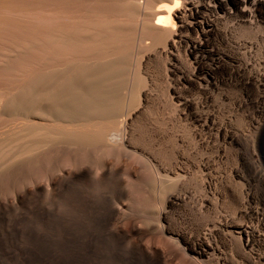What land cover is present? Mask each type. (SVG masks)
I'll use <instances>...</instances> for the list:
<instances>
[{"label":"bare ground","instance_id":"obj_1","mask_svg":"<svg viewBox=\"0 0 264 264\" xmlns=\"http://www.w3.org/2000/svg\"><path fill=\"white\" fill-rule=\"evenodd\" d=\"M191 3H193V4H191ZM164 4L168 5V7L162 8L161 5H164ZM175 4H176V0H0V103H1V101H3L2 106L0 104V106H1L0 115H3V118L0 116L1 117L0 118V120H1L0 121V127H3V129H4V126L8 127L11 123H18V122L21 123V131L18 135L21 139L25 140L24 143L22 144V148H21L22 153L30 152L33 150L36 151L38 147L43 146L47 142L53 141L55 139H59V140L61 139L62 140L63 138L68 139V141H70L71 144L73 143L74 144L73 147L76 145H79V147H81V148L85 147V148H89V150L91 148L92 153H93V149H96V146L98 148L100 146L105 148L106 147L105 145H108L107 147H109V145L113 142H116L117 144H118V142L128 144V142L130 141L129 140L130 134H128V130L131 129L130 126L132 125L131 124L132 121L135 120V118L137 119L138 116H140L141 114L143 115V113L148 109V108L146 109L147 105L151 104L148 102L150 97L154 96V95L150 96L151 95V93H150V91H151V89H150V87H151L150 86V81H151L150 75L152 73L150 72L151 74H149V71H148L149 68H147L146 64L148 62H151L150 60L152 58L155 59L154 56L155 57L156 56L161 57V58L164 57L167 60L165 62L166 66L164 67L165 68L164 71L166 72V74L171 76V77H175L177 83L182 82L188 86H192V87H196V88L200 89V92H202V96L200 95L201 97H198V99H193L194 97L193 98H186V94H187L186 93L185 97H182L181 94L183 92L180 94V92L178 91L180 89L176 90L175 85H173V84L170 85V82L168 84L167 83L168 81L167 82L164 81V78L166 79L167 75H165L166 77H164V78L163 77L160 78L159 77L160 75L157 73L159 71L156 72L157 73L156 75L157 76L159 75L158 77L162 81H164L165 83L168 84L167 85L168 87L166 86L167 87V90H166L167 95H166L165 91H163V92H165L163 94L161 91L158 90L162 86H160V87L158 86L159 87L158 89L154 88V91L158 90L159 92H161L159 94L160 98L162 95L163 96L166 95L170 104H172L175 107V109L178 111V113H177L175 110V112L178 114L177 116L180 115L179 119H181V118L185 119L192 126V128L190 127L191 129H189L190 130L189 131L190 133H188V134H190L188 136L189 138L188 139L185 138V139H187L188 141L190 139L191 141H189V143H192V141H193L194 144L197 147H199V149L203 148L204 150H207V152L202 151V149H201V151H200L201 153H199L201 155L198 157V159H195V158L191 159L190 155L186 156L187 154L185 155V153H183V151L181 152L179 150H176V153H174L175 155L173 153H168L171 155L173 154V156H174V157L170 156V157H173L172 160L169 159L171 162H169L168 158L166 159L167 162L170 163L169 165L165 164L164 166H162V164H161V166L158 167L157 164L153 162V164L154 165L156 164V167H158V169L156 168L157 171L155 170L156 171L155 172L156 173V186H154L156 188L155 191L157 190L158 194H160V196L162 197V203L160 202L161 200H159V202L161 203V205H163V207L159 211V213L157 211L158 214L156 216V218H158V220L161 221V224L158 223L157 224L158 226L155 228H145L139 224L140 222L138 223L136 221V219H137L136 216H135L136 218H134L135 220L134 219L131 220L130 215H129L128 218L130 220L128 219L129 221L126 222L125 218L128 216V215H126L127 212L125 213V215H122L123 217L126 216L124 218L125 220L123 218H121L125 222L122 220L123 224L116 223L117 225L111 230V232H113L114 234L126 239L128 242L132 243L135 246V248L137 249L136 254H137L138 258H140L142 263H140L138 260H135L134 258H131L130 260L115 262L113 264H192L191 261L192 260L194 261V259L189 260L188 255L195 256L196 259H197V257H199L200 261H201V258H208V256L211 253H213L214 251L216 253L221 251V250H219V245H218L219 242L216 244L217 241L213 242L212 241L213 238H218V240H221V242L224 245V244H226V242H228V240H230L231 238L235 239V237H236V239L238 238L237 240L240 239V243H241L240 250L242 249V252H243L242 259L245 261L246 264H264V201L261 202L260 201L261 198L260 197L257 198L258 195L255 194L254 189H253L254 184H260L264 187L263 170L259 166L260 163L257 161H254L255 160L254 159L252 164H250V173L247 176L244 175V176H246V178H244V179L242 178L244 182L240 183L238 181L239 179L237 180L238 183L242 184V186L239 187V188L242 187L241 188L242 190L238 189L239 194H236L237 189H234L236 191V193H228L229 189L227 188L228 186H227L226 180L223 179L224 177L223 176H222L223 178L217 177V174L215 173L216 168L214 166V157L217 156L216 154L219 155V153L222 151V149H221V147H217L216 152H215V150H213V148H214L213 144L215 142L214 141L215 136L222 137L224 139L222 141H224V142L226 141L228 143H234V144H236V143L240 144L239 143L240 139L244 138V137L242 136L243 133L240 134L241 132L238 133L235 130L232 131L231 129H228V127L224 123H221L218 125L215 123V117H214V109L215 108H213V105L211 103V101H212L211 92H210V89H208L209 84L215 83V81H214L215 76L220 77V79L235 81L236 84L241 86V87L238 86V88L249 89L248 88L249 86H254L258 89L257 91L259 92V93H257L256 97L253 96V97H255V99H254L255 103H257V108L261 107V109H263L262 107H264V70L260 71L257 68H255L260 63L256 66V63L253 62V63H255V65H254L255 67L248 65L249 61H248V64L245 63L244 61L247 58L243 61V59L245 57L242 59L240 57H238L237 53L239 51H237L238 50L237 49L236 50L237 53H235L234 50L233 51L227 50V52H225L222 56H219L218 58L212 60L209 63L204 62L201 58H198L195 54V56H193L195 65H194V68L193 67L192 68L195 69L196 71H202L203 70L204 75L194 76L195 75L194 74L191 76V74L190 75L185 74L183 71L180 70L181 66L179 67V65H177L180 53L179 54L175 53V51H172L169 48H173L176 46V41H177L176 37L184 29V26L186 24V15H187L188 11H193V10L195 11L196 10V8H195L196 0H195V4H194V0H179V7H175ZM252 4H253V2H252ZM262 8L264 11V7H262ZM169 9H171V11H169ZM263 15H264V12H263ZM163 17H168L170 19L171 23H168V24L158 23V21H161L163 19ZM263 18H264V16H263ZM189 24H190V22H189ZM133 41L134 42L136 41V43L139 46H141V48L133 51L131 49ZM134 45H135V43H134ZM251 47H252V45H251ZM134 49H136V48H134ZM246 51H247V49H246ZM8 52L13 53L11 58H9V55H7ZM240 52H242L246 55V53L243 52L242 50ZM192 54H194L192 51H185L184 52V55H186V56L187 55L191 56ZM248 54H250V53H248ZM133 56H134V60H135V57L138 58V61L135 60L138 62L137 63L138 66L136 65V62L134 61L135 62L134 65H136L134 67H135V71H136V68L138 69L140 75L137 74V76H135L136 75V73H135V75H134L135 78L133 79L135 82H133L131 85H129V80H130L129 76L130 75L128 73V70H129L130 60H132ZM241 57H243V56H241ZM161 58L159 60L163 61ZM188 59H190V58H188ZM250 59L251 58H249V60ZM53 61H54L53 65H50V66L47 65ZM55 61H58L59 63L57 62V64H56ZM260 61H261V59H259V62ZM153 62H154V64L157 63L156 61H153ZM263 62H264V60H263ZM157 64L159 65V63H157ZM164 64H160V66L161 65L164 66ZM189 64H191V63H188V66L191 67L192 64L191 65H189ZM251 65H253V64H251ZM155 67H153V68L155 69ZM187 69H188V67H187ZM191 69H189V70H191ZM259 69H260V67H259ZM262 69H264V68H262ZM138 71H137V73H138ZM197 73H199V72H197ZM160 74H163V72ZM142 79H144V83H141V82H143ZM153 82H155V81H153ZM164 82H163V84H164ZM163 86H165V85H163ZM155 87H157V86H155ZM182 88H185V86H183ZM163 89H166V88L164 87ZM195 89H193V90H195ZM154 91H152V92L154 93ZM227 92H228V90H227ZM245 92L248 93V91H246V90H245ZM256 92H254V93H256ZM216 93H217V91H216ZM224 94H225V92H224ZM155 95L157 96L158 94H156V92H155ZM187 95H189V94H187ZM219 97H220V95H219ZM156 98L158 99V96ZM246 98H247V94H246ZM161 99H166V98H161ZM214 99H216V98H214ZM238 99H239V97H238ZM154 100H156V99H154ZM154 100H152V101H154ZM159 100H157V101H159ZM221 100H222V98H221ZM254 100H253V102H254ZM164 101H162V102H164ZM243 101H244L243 98L239 99L238 105L241 104ZM214 103H216V102H214ZM160 104H161L160 106L163 105V103H161V101H160ZM164 104H166V102ZM168 104L169 103H167L166 105H168ZM170 104H169V106L172 107V105H170ZM166 105L165 106L163 105V106L166 107L167 111L170 110L171 107L169 108ZM241 106H243V104ZM151 107L153 108L152 105H151ZM158 107H159V105H158ZM158 107H157V109H158ZM160 109L163 110V108H160ZM148 110H150V109H148ZM162 110H161V112H162ZM245 110H246V108H245ZM159 111H157V112H159ZM170 111H172V109ZM173 112L174 111H172V114H174ZM216 112H219V110L217 109ZM164 113L170 114L168 112H164ZM261 113H262V110H261ZM217 115H219V113H217ZM217 115H216V118H217ZM249 115H252V114L249 113ZM154 116H155V113H154ZM154 116L151 115L152 118ZM157 116H159V115L156 114V118H158ZM172 116H173L172 120L176 119V118H174L175 115H172ZM161 117L162 116L160 114V118ZM163 117H164V115H163ZM219 117H220V115H219ZM148 118H149V116H148ZM160 118H158V119H160ZM165 118L166 119L168 118L167 115ZM263 118H264V116L261 117V115L259 118L252 116L249 118V122H247V123H249L248 125H250L252 127L255 125V127L258 128L260 126L261 120H263ZM145 119H146V117H145ZM153 119H152V121H153ZM221 119H222V117H221ZM229 119L232 120L231 117ZM247 119L248 118L246 117V120ZM246 120H243V121H246ZM145 121H147V120H145ZM154 121H156V120H154ZM166 121L167 120H165L164 122H166ZM219 121H220V119H219ZM224 121H226V120L224 119ZM149 122H151V121H149ZM160 122L163 123V120L159 121L158 124ZM178 122L175 124L176 125L179 124ZM263 122H264V120H263ZM143 123L145 124V122H143ZM146 123H148V121ZM152 123L153 122H151V124ZM182 123H185V122L182 121ZM228 123H229V121H228ZM134 124H135V121H134ZM134 124H133V126H134ZM166 124L167 123H165V125ZM14 125L15 124H13V126L11 125L12 127L9 126L10 128L8 127L7 129H11V128L13 129L14 128L13 130L15 131ZM146 125H149V124H146ZM159 125H157V126L159 127ZM243 125H245L244 122H243ZM137 126H135V127H137ZM139 126H140V123H139ZM142 126H144V125H142ZM154 126H156V124ZM157 126L155 127V130H156ZM173 126L170 127L171 129L168 128L169 130H171V132H172ZM180 126L182 127V130L184 128L187 129L189 127V126L184 127L181 124H180ZM152 127H153V125H152ZM152 127L150 129L149 126H147V128H149L150 130H152ZM163 127H165V126H163ZM236 127H238V126H236ZM166 128H163V129H166ZM174 128H177L180 130V128H178V126H176ZM243 128H244L243 130L245 132V127H243ZM249 128H251V127H249ZM153 129H154V127H153ZM177 129H175V130H177ZM186 129H184V132L187 131ZM251 129H249V131L247 130L248 133H250ZM254 129H252V130H254ZM135 130H134V132H135ZM141 130H143V129L141 128ZM159 130H161V128H159ZM182 130H180V131H182ZM131 131H132V129H131ZM137 131L139 132V129ZM143 131H145V130H143ZM158 132L161 134L160 131H158ZM163 132H164V130H163ZM165 132H166V130H165ZM2 133L4 134L5 132L2 131ZM149 133H151V132H149ZM164 133L162 135H164ZM176 133L179 135L178 131H176ZM246 133L247 132H245V134ZM131 134L133 136L135 133H131ZM165 134H167V132ZM173 134H174V132H172L171 135H173ZM0 135H2V134H0ZM5 135H8V134H5ZM140 135H137V137ZM168 135L169 136L166 138V141L168 140V138L175 136V134L173 136H171L170 131H169ZM248 135H251V134H248ZM11 136H13V134H11ZM145 136L147 137V135H145ZM148 136H150V138H151L152 134L148 135ZM157 136H159V135H157ZM180 136H182V135H180ZM186 136H187V134L184 137H186ZM252 136H250V137H252ZM1 137L3 138V136H1ZM7 138L5 139V141H7ZM160 138H162V136ZM160 138L158 137V139H160ZM174 138H176L175 143L178 144L177 136ZM180 138H182V137H180ZM17 140L19 141V138ZM134 140H135V137H134ZM139 140H140V142H142L141 139H139ZM153 140H150V142L151 141L153 142ZM187 140H186V142H187ZM216 140H217V138H216ZM174 141L175 140H173V142ZM180 141H181V139H180ZM183 141H184V139H183ZM252 141H251V143H252ZM152 142H151V144L153 145L154 143H152ZM170 142H171V140H170ZM217 142H219V141H217ZM221 142H220V144H221ZM70 143H69V145H70ZM121 143L119 145L120 146L122 145V147H123L124 145ZM130 143L132 144V141ZM142 143H144V139H143ZM145 143L148 144L149 141L146 140ZM157 143H159V141H157ZM9 144L7 143L6 145H9ZM14 144H15V142L12 145L8 146V149L10 150V148H12L14 146ZM57 144H59V143H56V146H57ZM160 144H158V147ZM163 144L161 145L162 148H164ZM187 144H188V142H187ZM3 145L1 147H3ZM133 145L136 146L135 143ZM138 145H139V143H138ZM148 145H149V147H148ZM148 145L145 144L143 146H145V148L148 149V148H150V144H148ZM215 145H217V144H215ZM222 145H224V144L222 143ZM113 146H114V144H113ZM156 146H157V144H156ZM167 146L165 148H167ZM173 146L174 145H172L171 146L172 148L171 147L170 148L173 149ZM177 146L178 147L180 146V148H178V149L181 150V145H177ZM1 147H0V149H1ZM14 147L16 148V144ZM45 147L47 148V146H45ZM93 147H95V148H93ZM117 147H118V145H117ZM117 147H116V150H118V148H119V147L118 148ZM132 147H134V146H132ZM152 147L153 146H151V148ZM158 147L156 149L154 147V149L157 150ZM182 147H184V146H182ZM185 147H187V146H185ZM192 147L194 149L195 146H190V149H192ZM230 147H231V145H230ZM109 148L113 149L114 147H109ZM139 148H140V145H139ZM141 148H142V144H141ZM130 149L125 148L124 151L126 152V150H128V152H130L131 151ZM135 149H134V151H135ZM154 149H153V151H154ZM174 149H175V147H174ZM199 149H197V150H199ZM232 149H234V148H232ZM41 150H42V148H41ZM41 150H40V153H41ZM74 150H78V149H74ZM83 150H84V148H83ZM83 150L82 151L80 150L81 156L84 155V154H82ZM100 150H102V148H100ZM160 150H161V148H160ZM184 150H186V148ZM212 150L216 153L215 155L212 153ZM223 150L225 151V148H223ZM229 150H230V148H229ZM5 151L6 150H4L3 152H5ZM98 151H99V149L97 150V153H99V152L102 153L103 150L99 151V152ZM153 151H152V153H153ZM157 151H156V153H157ZM224 151L222 152L223 154H224ZM252 151H254V149ZM111 152L112 151H110V154H111ZM161 152H162V150H161ZM235 152H236V150H235ZM6 153L8 155L7 151H6ZM97 153H95V151H94L93 155H95V154L97 155ZM103 153H104V154H102L103 156L101 155L102 158H104V155L106 154L105 152H103ZM118 153L120 156L121 155L120 152H118ZM121 153H123V152H121ZM149 153L150 152H148V154ZM112 154L115 155V151L112 152ZM168 154H167V156H168ZM188 154H191L190 150H189ZM1 155L2 154H0V156ZM86 155L87 154H85L84 156L87 157ZM113 155H111V156H113ZM136 155H133L132 159L136 160V158L134 157ZM8 156H7V158H8ZM37 156H38V154H37ZM124 156H127V155H124ZM128 156H127V158H128ZM159 156H161V155H158L157 156L158 158H155V160L156 159L159 160L160 159ZM219 156L221 157V153ZM248 156H246V157H248ZM23 157H24V155H23ZM28 157H30V156H28ZM43 157H45V156H43ZM105 157H106V155H105ZM196 157H197V155H196ZM253 157L256 158L254 153H252V158ZM15 158H16V156H15ZM16 159H15V161H16ZM109 159H110V157L108 158V161L106 160L107 161L106 165H110V166L112 165L113 170L115 171L117 176L119 175L121 177H124L123 179H125V177L127 175H128V177L129 176H132V177L135 176L134 171L136 169L135 170L133 169L134 168L133 166L135 165V163H134V165L132 166L133 160L130 159L131 162H129L130 161L129 158L127 160H125L126 158H124L125 161L124 160L118 161L119 159L118 160L116 159L117 162H115V160H114L115 163H113V159H112V161L110 160V162H111L110 163ZM142 159H144V157ZM148 159L150 160V158H148ZM163 159H164V161L162 160L161 162L166 161L164 157H163ZM218 159H219V157H218ZM243 159L244 158L240 157V165H245V161ZM12 160H13V158H12ZM135 160H134V162H136ZM234 160H235V158H234ZM15 161H13L12 164H14ZM70 161H72V160H70ZM76 161H75V164H77V163L81 164L83 162V160L80 162H76ZM78 161H79V159H78ZM84 161L86 162V160H84ZM249 161H250V159H249ZM85 162H83V163H85ZM156 162H158V161H156ZM31 163H33V162H31ZM68 163H69V160H68ZM68 163H67V166H68ZM235 163L237 165V163H239V162L235 161ZM99 164L97 162V166H100ZM101 164H103V163H101ZM70 165H71V162H70ZM82 165H84V164H82ZM82 165L80 166V168H82ZM137 165H139V164L137 163ZM222 165H223V163H222ZM77 166L78 165H76L75 167L80 170V168H78ZM88 166L91 167L90 165H87V167ZM101 166H103L102 167V169H103L104 165H101ZM219 166H221V164ZM219 166H217V167H219ZM228 166H230V164ZM92 167H93V165H92ZM146 167H147V165H146ZM153 167H155V166H153ZM65 168H66V166H65ZM65 168H63V169L65 170ZM72 168H73V166H72ZM136 168H137V166H136ZM98 169H100V168H97V170ZM102 169H100L101 171L99 170L98 173L102 172ZM104 169H103V171H104ZM143 169L145 170V168H143ZM89 170H91V169L89 168ZM144 170L143 171L141 170L140 172L143 173V172L147 171L148 169L145 171ZM222 170H223V168H222ZM229 170H230V168H229ZM237 170H238L237 166L233 167V168H231L230 173L236 174V172H238ZM93 171H95V168L93 169ZM218 171H220V170H217V172ZM75 172H76V169L73 171L69 170L67 172V174L69 175V176H67V179H68V177L72 178V179L75 178L77 176L76 173L78 172V170L76 173ZM62 173H63V171H62ZM98 173L95 176H93L95 179L101 178V174H98ZM142 173L141 174L139 173V176L146 174V172L144 174H142ZM151 173L154 175L153 171H151ZM122 174L126 175V176H122ZM193 174L194 175L198 174V178H199V182H200V189L203 191V193L201 194L202 196L198 197V199L194 196L195 195L194 193H193L194 195L191 194V192H190L191 189L184 188V186H183V183L186 185L185 181L188 180L187 178H189V176H191V178H192L194 176ZM219 174H220V172H219ZM227 174H229V172ZM57 175H59V174H57ZM62 175L63 176H61V177L63 178L65 174H62ZM92 175H94V174H92ZM146 175H148V172ZM224 175H226V174H224ZM119 176L117 177V179L119 182H121L122 179L119 178ZM231 176H233V175H231ZM55 177H56V175H55ZM83 177L89 178L90 176L88 177L87 173H84ZM128 177H126V178H128ZM242 177H243V175H242ZM38 178H36L35 180H39ZM42 178H44V176H42ZM152 178H153V176H152ZM152 178H151V181H153ZM226 178H229V177H226ZM110 179H112V178H110ZM135 179H137V178H135ZM139 179H141V177H139ZM48 180H49V178H48ZM145 180H147V179H145ZM190 180H192V179H190ZM147 181H149V180H147ZM154 181H155V179H154ZM232 181H235V180H232ZM53 182H55V181L53 180ZM73 182H75V180ZM123 182L125 183L124 180H123ZM36 183L37 182H35L34 185ZM137 183H139V181L137 182V180H135L136 185H138V186H139V184L142 185V183H139V184H137ZM154 183H151V184L153 185ZM133 184H134V182L132 183V186H133ZM135 184H134V189H135ZM38 185H41V184H38ZM43 185H44V183H43ZM130 185H124V187L129 186V188H130ZM217 185L218 186L221 185V186H223V188H225V189L218 190L219 188H221V186H220L217 189L219 192L218 196L221 197L222 201L225 197H228V199L232 202V203H230V205L233 204L234 211L232 210L233 209L232 206H230L232 209L229 210V208H230L229 207L227 210H229L230 212L232 210L233 214L235 216L239 217L238 218L239 221L243 217V219L245 218L247 220V222H249V223H246L243 220H242L243 222H239L237 220V218H236V220H237L236 221L233 217L225 215V214L224 215L223 214L222 215L221 214L220 215L213 214L214 213V210H213L214 209V203H217V201H215L214 199L218 198L217 192H216V187H218ZM47 186L48 185L46 184L45 187H47ZM63 186H64V184H63ZM121 186H123V185H121ZM190 186H188V187H190ZM230 186H231V184H230ZM233 187H234V183H233ZM140 188H143V187H140ZM137 189H138V187H137ZM137 189H135V191ZM43 190H45V189H43ZM46 190H48V187ZM138 190L136 191V194L138 196L134 195L135 192H133L132 194L136 197V199H138V197H140L139 194H141L140 198L142 199V194H144L143 192L145 191V189H144V191L139 190V193H138ZM148 190H147V192H148ZM240 190H241V192H240ZM126 191H128V190H126ZM130 191H132V190L130 189L129 192ZM192 191H193V189H192ZM232 191H233V188H232ZM198 193H200V192L198 191ZM215 193H216V196H215ZM132 194H130V195H132ZM148 194H150V193H148ZM28 195H31V194H28ZM154 195H156V194H154ZM135 197H133L134 200H136ZM126 198H127V196H126ZM133 198H131L132 200L131 199H129V200L133 202L134 201ZM140 198L137 200L139 202V203L137 202L138 205L141 203L139 201ZM115 199H117V198H115ZM119 199H121V198H119ZM191 199H193V201L199 200L200 201L199 206L202 210L208 211V212H211L213 210L212 216L215 215L216 219L213 220V218H210V219L206 218V221H204L202 226H199V229L195 228L196 229L195 232H192L188 228L183 226L185 221H183L182 225L177 223L174 226L166 221L167 220V212H168L169 208L175 207V206H182V204L185 205L184 203L191 200ZM121 200L123 202V199H121ZM255 200L258 201L257 204H259L260 206L253 205V203H255L254 202ZM134 202L136 203V201H134ZM116 203H117V201L114 204H116ZM137 203H136V205H137ZM219 203H218V205H219ZM228 203H227V206H228ZM118 204H120V203H117L116 206L119 208L120 206H118ZM223 204H224V202H223ZM133 205H134V203H133ZM215 207H218V206H216V204H215ZM224 207H225V205H224ZM222 208H223V206H222ZM125 210H126V208H125ZM178 211H180V210H178ZM216 212H217V210H216ZM97 214H98V212H97ZM120 214H121V212H120ZM208 214L209 213H207V215ZM230 215H232V214L230 213ZM234 215H232V216H234ZM191 216H192V214H191ZM100 217L101 216H99V218ZM171 217H172V215H171ZM198 217H199V215H198ZM202 217H203V215H202ZM205 217H207V216L205 215ZM172 218H174V217H172ZM121 219H119V220L117 219V220L120 221ZM197 219H199V218H197ZM157 221L155 220V222L154 221L153 222L156 223ZM250 221H255L256 226L253 227L250 224ZM113 222H115V221H113ZM174 222L176 223L175 220H174ZM187 224H188V222H187ZM191 224H190V226H191ZM199 225H201L200 222H199ZM56 232H58V231H56ZM95 240H96V238H95ZM116 240H118V239H116ZM172 240L175 241L174 243H176V244L181 243L180 245L182 246V248H181L182 253L180 250H178V247H180V246H178L179 244L173 245V246H178V247L172 246V244H174L171 242ZM49 241H51V240L49 239ZM255 243H256V245H258L262 249V251L259 252V251L253 250V245ZM127 246H128V244H127ZM95 247H97V246H95ZM235 248H233V249H235ZM227 249H228V247H227ZM257 249H259V248H257ZM183 252H185L186 254H184ZM248 252H250V253H248ZM224 253H226V252H224ZM230 253H231V251H230ZM231 254H233V253H231ZM219 255H220V253H219ZM212 257H214V256H212ZM215 257H216V264H225L226 263L225 259H223L221 256L220 257L215 256ZM229 258H231L230 255H229ZM80 259H82V258H80ZM209 260L211 261L212 259H209ZM204 262H205V259H204ZM204 262L202 261L201 264H203ZM231 262H232V259H231ZM236 262H239V260Z\"/></svg>","mask_w":264,"mask_h":264},{"label":"rangeland","instance_id":"obj_2","mask_svg":"<svg viewBox=\"0 0 264 264\" xmlns=\"http://www.w3.org/2000/svg\"><path fill=\"white\" fill-rule=\"evenodd\" d=\"M252 2H253V4H252ZM262 7H264V0H220V1L219 0H196V4H195V8H196L195 11L196 12L194 10L193 11H188V13L186 15V24L184 26V29L176 37V40H177L176 41V46L173 47V48H169L170 50L175 51V53H178V54L180 53V56H179V59H178V63H177V65H179V67L181 66L180 70L183 71L187 75L191 74V76H192V75L195 74L194 76H202V75H204V71L203 70L202 71H196L195 69H193L194 65H195L193 56H195V54H196V56L198 58H201L204 62L209 63L212 60L218 58L219 56H222L225 52H227V50L228 51H231V50L233 51L234 50L235 53H237V51L240 52L241 50L243 52H245L246 49H247V51L245 52L246 55L244 53H242V52H240V53L238 52L237 53L238 57H240L241 59L245 57L243 59V61L247 58L244 62L248 64V61H249L248 65L253 66V67H255L254 66L255 63H256V66L260 63L259 64L260 66L258 65L255 68H257L260 71L264 70V69H262V68H264V66H263L264 65L263 64L264 63L263 62V60H264V18H263L264 15H263V12L264 11H263ZM189 22H190V24H189ZM134 43H135V45H134ZM251 45H252V47H251ZM134 48H136V49H134ZM139 48H141V46H139L136 43V41L135 42L133 41L131 49L133 51H135V50H138ZM185 51H192L194 54H192L191 56L190 55L186 56V55H184ZM248 53H250V54H248ZM7 55H9V58H11L13 53L8 52ZM240 55L243 56V57H241ZM187 57L190 58V59H188ZM154 58L155 59L152 58L150 60L151 62H148L146 64L147 68H149V70H148L149 74L152 73L150 75V80H151L150 81V86L153 89L150 87V89H151V91H150L151 95L150 96L154 95V96L150 97V99L148 101L151 104L150 105L148 104L147 107H146V109L148 108L150 110L147 109L146 110L147 112L145 111L143 113V115L141 114L142 116L140 115V116H138L137 119L135 118V120L132 121V123H131L132 127L130 126L132 131H131V129L128 130V134H130V136H129V140L130 141L128 142V144L120 142L121 144L124 145L123 147H122V145L121 146L119 145L120 144L119 142H118V144L116 142H113V143H111L109 145V147H114L113 149L107 147L108 145H105L106 146V147L104 146L105 148H103L102 146H100L98 148L96 146V149H93L95 147L92 148L93 149V153H92L91 148L89 150V148H85V147L81 148V147H79V145H76V146L73 147V145H74L73 143L71 144L70 141H68V139H64L63 138L62 140L61 139L60 140L59 139H55L53 141L47 142L43 146L38 147L36 151L33 150L34 152L30 151V152L22 153L21 148H22V144L24 143L25 140L21 139L19 137V135H18L20 133V131H21V123H19V122L18 123H11L9 125L10 127H12L13 124H15L14 125L15 126V131L13 130L14 128L13 129L12 128L11 129H7L9 126L8 127L4 126V129H3V127H0V134H2V135H0V139L2 138L1 136H3V138L0 140V147L4 144L3 147H1V149H0V154H2L0 156V264H50V263L51 264H86V263L87 264H99V263L100 264H113L115 262L127 261V260H130L131 258H134L135 260H138L140 263H142L140 258H138L137 254H136V252H137L136 250L137 249L135 248V246L132 243L128 242L126 239L114 234L113 232H111V230L117 225L116 223L123 224L122 220L126 216L123 217L122 215H125L126 212H127L126 215H128L125 218L126 222H128L130 219L132 220V219L137 217L136 221L138 223L140 222L139 224L141 226L145 227V228H155V227L158 226L157 225L158 223L161 224V221H159L158 218H156L157 214L159 213V211L163 207V205H161L162 197L160 196V194H158L157 190L155 191L156 188L154 187V186H156V173H155L157 171L156 168L158 169V167L161 166V164H162V166H164L165 164L169 165L170 164L169 162H171L169 159L172 160V158L174 157L173 154L176 153V150H179L181 152L183 151V153H185V155L187 154L186 156L190 155L191 159L192 158L193 159L194 158L198 159V157L201 155V154H199V153H201L200 152L201 149H202V151H206L207 152V150H204L203 148L199 149V147H197L194 144L193 141H192V143L194 145L192 143H189V141H191V140L190 139H189V141L187 140L189 138L188 136L190 135L188 133H190L189 129H191L192 126L185 119H182V118H181L182 120L179 119L180 115L177 116L178 115L177 114L178 111L175 109V107L172 104H170V102H169V100L167 99V96H166L167 95L166 90H167V87H168L167 85L169 84V82H170V85H172V84L175 85L176 90L180 89V90H178L180 92V94L183 92L181 94L182 97H185V94L187 93L189 95L186 94V98H193L194 97L193 99H198V97L202 96V92H200V89H198L196 87L188 86V85H186V84H184L182 82H178L177 83L175 77H171V76L167 75L166 72L164 71L165 70L164 67L166 66L165 62L167 60L164 57L161 58V57H157V56L155 57L154 56ZM160 58L163 61H160L159 60ZM249 58H251V59L249 60ZM259 59H261L260 62H259ZM135 60L138 61V58L135 57ZM135 60H134V56L132 57V60H130V65H129V70H128V73L130 75L129 76V78H130L129 85H131L133 82H135L133 79L135 78V76H137V74L140 75V73H139L137 68H136V71H135V67L134 66H136V65L138 66V64H137L138 62L135 61ZM134 61L136 62V65H134V63H135ZM153 61H156L157 63H159V65L157 63L154 64ZM57 62L58 61H55L56 64H57ZM253 62H255V63H253ZM188 63L192 64V65L189 64V65H191V67L188 66ZM53 64H54V61L51 62L50 64H47V65L50 66V65H53ZM160 64H164V66L163 65L160 66ZM251 64H253V65H251ZM153 67H155L156 70ZM187 67H188V69H187ZM259 67H260V69H259ZM189 69H191V70H189ZM137 71H138V73H137ZM157 71H159V72H157ZM156 72L160 75V76L158 75L160 78L161 77L164 78V77H166L165 75H167L166 79L164 78V81L165 82L168 81L167 82L168 84L165 83L164 81H162L156 75L157 74ZM162 72H163V74H160ZM197 72H199V73H197ZM135 73H136V75H135ZM152 80L155 81L156 83L153 82ZM142 81L143 82H141V83H144V79H142ZM214 81H215V83L208 85V89H210V92H211V98H212L211 103L213 105V108H215L216 110L217 109L219 110V112H216V110L214 109L215 123L217 125L221 124V123H224V124H226L228 129H231L232 131L235 130L238 133L241 132L240 134L243 133L242 136L244 137V138L240 139V142H239L240 144H237V143L234 144V143H228L226 141L224 142V141H222V140H224L222 137L215 136V138H214L215 142L213 144V146H214L213 150H215V152H216L217 147H221V149H222V151L220 152L221 153V157L219 156L220 153L218 155L212 150V153L214 155L215 154L217 155V156L214 157V166H215V168L217 170H220V171L217 172V170L215 169V171H216L215 173L217 174L218 178H223L224 177L223 179L226 180L227 186H228L227 188L229 189V190L227 189L228 193H236V191L234 189H237V193L236 194H239L238 189L242 188V187L239 188L240 186H242V184H240V183L241 182L243 183L244 182L243 179L246 178V176L250 173V164H252L254 159H255L254 161H257V162L260 163V164L259 163L258 164L261 167V169L263 170V174H264V163H263L264 162V145H263L264 144V122H263L264 118H263V120H261V123H260V126H259L260 128L259 127L257 128L254 125L253 126L255 128L254 129L252 126L248 125L249 123H247V122H249V118L252 117V116L256 117V118H259L260 115H261V117H263L264 116V107H262L263 109H261V107L257 108V103H255L254 99H255L257 93H259V92L257 91L258 89L256 87L249 86L248 87L249 89L238 88V86H240V85L236 84L235 81L220 79V77H218V76H215V80ZM163 82H164V84H163ZM229 83L230 84L232 83V84L230 85ZM163 85H165V86H163ZM155 86H157V87H155ZM158 86L159 87L162 86V87L159 88ZM183 86H185V88H182ZM164 87L166 89H163ZM154 88H156V89L159 88L158 90L161 91L163 94L166 92V95H164V96L161 94L163 96V97L161 96V98H166V99H161L159 97V94L161 92H159L158 90L154 91ZM193 89H195V90H193ZM227 90H228V92H227ZM245 90L248 91V93H246ZM152 91H154V93ZM163 91H165V92H163ZM216 91L220 95V97L216 93ZM155 92H156V94H158L157 95L158 99L156 98L157 96L155 95ZM224 92H225L226 95L224 94ZM254 92H256V93H254ZM246 94H247V98H246ZM253 96H255V97H253ZM238 97H239V99L243 98V100H244L239 105H238V100H239ZM153 98L156 99V100H154ZM214 98H216V99H214ZM221 98H222V100H221ZM151 99L154 100V101H152ZM157 100H159V101H157ZM253 100H254V102H253ZM160 101H161V103H163L164 106L167 103L172 105L173 108L171 106H169V104L166 105V106H168L169 108L171 107L170 110L172 109V111H174L173 112L174 114H172V111H170V110L167 111L166 107H164L163 105H162L163 107L160 106L161 105ZM162 101H164V102H162ZM213 101L216 102V103H214ZM2 102L3 101H1V103H0L1 106H2ZM165 102H166V104H164ZM242 104H243V106H241ZM151 105L153 106V108L155 110L151 107ZM158 105H159V107H158ZM1 106H0V108H1ZM157 107H158V109L160 111L157 109ZM160 108H163V110L160 109ZM245 108H246V110H245ZM161 110H162L163 113L161 112ZM175 110H176L177 113L175 112ZM261 110H262V113H261ZM157 111H159V112H157ZM164 112H168L170 114H167V113H164ZM154 113H155V116H154ZM217 113H219L220 117H219V115H217ZM249 113L252 114V115H249ZM156 114L159 115V116H157L158 118H160V114H161L162 117L160 119H158V118H156ZM151 115L154 116L153 117L154 119L151 117ZM163 115H164V117H163ZM166 115L168 117L167 119L165 118ZM172 115H175L174 116V118H176V119H174L175 121L172 120L173 119ZM216 115H217V118H216ZM0 116L3 118V115H0ZM148 116H149V118H148ZM227 116L229 118L231 117V119L233 121L230 120ZM145 117H146V119H145ZM221 117H222V119L224 118L226 121H224V119L222 120ZM246 117L248 118L247 120H246ZM218 118L220 119V121H219ZM152 119H153V121H152ZM145 120H147L148 123H146L147 121H145ZM154 120H156L157 122L154 121ZM162 120H163V123L160 122L159 124L160 125L162 124L165 127H163L162 125H161L162 126L161 127L158 124V122L162 121ZM165 120H167V121L164 122ZM177 120L178 121L180 120V121L178 122ZM243 120H246V121H243ZM134 121H135V124H134ZM149 121L153 122L154 124L153 123L151 124V122H149ZM176 121L179 124L176 125L175 124V123H177ZM182 121L185 122V123H182ZM228 121H229V123H228ZM143 122H145V124ZM243 122H244V124L246 126L243 125ZM139 123H140V126H139ZM165 123H167L166 125L168 127L165 125ZM133 124H134V126H133ZM146 124H149V125H146ZM155 124H156V126L159 125V127L157 126L158 129L156 128V130H155L156 126H154ZM180 124L182 126H184V127H188L189 126L187 129L184 128V129L187 130V131L185 130L186 132H184V129L182 130V127L180 126ZM142 125H144V126H142ZM152 125H153L154 129H153ZM135 126H137V127H135ZM147 126H149L150 129L152 127V130L147 128ZM172 126H173V128L176 127V126H178V128L181 127L180 130H182V131H180L177 128H174V129L172 128V132H174V134H175L174 137L177 136L178 144L175 143L176 142V138H174V137L168 138V140L166 141V138L169 136L168 135L169 131H170V135L172 134L171 130H169V129H171L170 127H172ZM236 126H238V127H236ZM243 127H245V132H247L246 134H245V132L243 130L244 129ZM249 127H251L254 130H252ZM141 128L143 130H145V131L141 130ZM159 128H161V130H159ZM163 128H166V129H163ZM138 129H139V132L137 131ZM162 129L164 130V132L166 130L167 134H165L166 132L164 133ZM175 129H177V130H175ZM249 129H251L250 133H248ZM134 130H135V132H134ZM157 130L160 131L161 134ZM2 131L5 132V133L3 134ZM148 131L151 132V133H149ZM176 131H178L179 135L176 133ZM162 132L164 133V135H162L163 134ZM131 133H135L134 134L135 136L134 135L132 136ZM155 133L157 135H159V136H157ZM185 133L187 134L186 137H184L186 135ZM5 134H8V135H5ZM11 134H13V136H11ZM151 134H152V136L150 138V136H148V135H151ZM248 134H251V135H248ZM137 135H140L141 137L140 136L137 137ZM145 135H147L148 138ZM173 135H171V136H173ZM180 135H182V136H180ZM161 136H162V138H160ZM250 136H252V137H250ZM134 137H135V140H134ZM158 137L160 139H158ZM180 137H182V138H180ZM6 138H7L8 142L5 141ZM18 138H19V141L17 140ZM138 138L141 139L142 142H143V139H144V143L140 142V140ZM185 138H187V139H185ZM216 138H217V140H216ZM169 139L171 140V142H170ZM180 139H181V141H180ZM183 139H184V141H183ZM146 140L149 141L148 144H150V148H148L149 145L147 143H145ZM150 140H153V142L151 141L152 143H154L153 145L151 144ZM173 140H175V141L173 142ZM186 140H187L188 144H187ZM131 141H132V144L130 143ZM157 141H159V143H157ZM217 141H219V142H217ZM251 141H252V143H251ZM14 142L16 144V148L14 147L15 146V144H14V146L12 148H10V150H9L8 146L12 145ZM137 142L139 143L140 148H139V145H138ZM220 142H221V144H220ZM7 143L8 144L10 143V144L6 145ZM56 143H59V144H57V146H56ZM69 143H70V145H69ZM134 143L136 144V146L133 145ZM140 143L142 144V148H141V144ZM222 143L224 145H222ZM113 144H114V146H113ZM116 144L118 145L119 148L117 147ZM145 144L148 145V147L146 146L148 149H146L145 146H143ZM156 144H157V146H156ZM158 144H160L159 147H158ZM162 144L164 145L163 146L164 148H162V146H161ZM215 144H217V145H215ZM172 145H174L173 149H171ZM177 145H181V150L178 149V148H180V146L178 147ZM230 145H231V147H230ZM45 146H47V148ZM132 146H134V147H132ZM151 146H153V147L151 148ZM166 146H167V148H165ZM182 146H184V147L187 146V147H185L186 150H184L185 148L182 147ZM190 146H195V147H194V149H193V147H192V149H190ZM116 147L118 148V150H116ZM154 147H155V149L158 147L159 150L158 149L157 150L159 152L157 150H155ZM174 147H175V149H174ZM41 148H42V150L43 149L44 150L42 151ZM83 148H84V150L85 149L86 150L84 151ZM100 148H102L103 151L100 150ZM125 148H127V149L131 148L130 149L131 151L129 150L130 152H128V150H126V152H125L124 151ZM160 148H161L162 152H161ZM196 148L199 149V150H197ZM223 148H225L226 152L229 150V148H230V150L226 153L223 150ZM232 148H234V149H232ZM74 149H78V150H74ZM98 149H99V151H102V153H100L99 151L98 152L100 154L97 153ZM134 149H135V151H134ZM153 149H154V151H153ZM253 149H254V151H252ZM4 150H6L8 152L9 156L7 155L6 151L3 152ZM40 150H41L42 154L40 153ZM80 150L81 151L83 150V153L82 152L81 153L84 154V155L87 154L86 155L87 157H85L84 155H83L84 157L81 156L80 155ZM189 150H190V153L192 155L188 154ZM235 150H236V152H235ZM94 151H95V153H97V155L96 154L93 155ZM110 151H112V152L115 151V155L116 156L113 155L112 152L110 154ZM147 151L150 152V153L148 154ZM152 151H153V153H152ZM156 151H157L158 154L156 153ZM223 151H224V154L222 153ZM103 152L106 153L105 155H106L107 158L105 157V155H104V158H102V156H103L102 154H104ZM118 152H120V154H121L120 156H119ZM121 152H123V153H121ZM166 153L167 154L168 153H173V154L172 155L168 154V156H169L168 157ZM252 153L255 154L256 158H254V157L252 158ZM22 154L24 155L25 158L23 157ZM37 154H38V156H37ZM111 155H113L114 157L111 156ZM124 155H127V156L129 155L128 156L129 160L130 159L133 160L132 161L133 164L131 163L132 166L135 163V165L133 166L134 167L133 169L134 170L136 169L134 171L135 172V176H133V177L129 176L130 177L129 178L128 175L126 176V175L122 174V176L128 177V178L125 177V179H123L124 177H121V176L118 175L119 178L122 179L121 182H119L118 179H117L118 176L115 173V171L113 170V166L111 165L112 166L111 167L110 165H106V162L108 161L109 157H110L109 162H110V160L112 161V159H113V163L117 162L116 159L117 160L119 159L118 161H120V160H124V158H126L125 160H127L128 159L127 156H124ZM133 155H136V156H134L136 158V160L132 159ZM138 155L139 156L141 155L142 157L140 156L141 157L140 158ZM158 155H161V156H159L160 157V159H159L160 161L157 160V159L155 160V158H158L157 157ZM196 155H197V157H196ZM7 156H8V158H7ZM15 156H16L17 159L15 158ZM28 156H30V157H28ZM43 156H45V157H43ZM170 156H173V157H170ZM246 156H248V157H246ZM143 157H144V159H142ZM163 157L165 158V160L168 158L169 162H167V160L165 161L166 163L165 162H161L162 160L164 161ZM218 157H219V159H218ZM240 157L244 158L243 160L245 161V165H240ZM12 158H13V160H12ZM77 158L79 159V161H78ZM148 158H150L151 161ZM234 158H235V160H234ZM15 159H16V161H15ZM249 159H250L251 162L249 161ZM68 160H69V163H68ZM70 160H72V161H70ZM82 160H83V162H85L84 160H86V162L85 163L82 162L81 164H78V163L75 164V161L76 162H80ZM114 160H115V162H114ZM131 160L129 162H131ZM134 160L136 162H134ZM13 161H15L14 164H12ZM156 161H158V162H156ZM235 161H237L239 163H237V165H236ZM31 162H33V163H31ZM66 162L68 163L69 167L67 166ZM70 162H71V165H70ZM97 162H98V164L100 163L99 164L100 166L104 165V168H105V169L103 168L104 171L102 169L103 166H101V167L97 166ZM153 162L156 163L158 167H156V164L154 165ZM101 163H103V164H101ZM137 163L139 165H137ZM219 163L221 164V166H219L220 165ZM222 163H223V165H222ZM82 164H84V165H82ZM91 164L93 165V167H92ZM229 164H230L231 167L228 166ZM76 165H78L77 166L78 168H80V166L82 165V168H80L81 171L75 167ZM87 165L91 166V167L88 166L91 170H89ZM146 165H147V167H146ZM65 166H66V168H65ZM72 166H73V168H72ZM136 166H137V168H136ZM153 166H155V167H153ZM217 166H219V167H217ZM236 166L238 168V170H237L238 172H236V174L230 173L231 168L236 167ZM63 168H65V170ZM94 168H95V171H93ZM97 168L102 169V172L98 173V171L100 169L97 170ZM143 168H145V170H147V169L148 170L145 171ZM222 168H223V170H222ZM229 168H230V170H229ZM75 169H76V172L78 170L77 173L75 172L77 174V176L75 178H73V179L69 178V177L67 179V176H69L67 174V172L69 170L73 171ZM61 170L63 171V173H62ZM141 170L142 171L144 170L146 172V174L148 172V175L144 174L145 172H143V173L140 172ZM151 171L154 172V175L151 173ZM219 172H220L221 175L219 174ZM228 172H229V174H227ZM84 173H87L88 177L89 176L90 177L89 178H87V177L84 178L83 177ZM97 173L101 174V178L100 179H95L93 177ZM139 173L140 174L142 173L144 175L139 176ZM57 174H59L60 176L57 175ZM62 174H65L63 178L61 177V176H63ZM92 174H94V175H92ZM224 174H226V175H224ZM55 175H56V177H55ZM151 175L153 176V178H152ZM231 175H233V176H231ZM242 175H243V177H242ZM244 175H246V176H244ZM42 176H44V178H42ZM138 176L141 177V179H139ZM134 177L137 178V179H135ZM226 177H229V178H226ZM36 178H38L39 180H35ZM48 178H49V180H48ZM110 178H112V179H110ZM151 178H152L153 181H151ZM145 179H147L149 181H147ZM154 179H155V181H154ZM187 179L188 180H186V181L184 180L186 185H187L186 186L183 183L184 188L191 189V191L189 190L191 192V194L194 193L195 195L194 194L193 195L198 199V197L202 196L201 194L203 193V191L200 189V182H199L198 174L194 175L192 178H191V176H189V178H187ZM190 179H192V180H190ZM227 179L228 180L230 179V180L228 181ZM53 180L55 182H53ZM74 180H75V182H73ZM123 180L125 181V183L126 182L127 183L125 184L123 182ZM135 180H137V182L139 181V183H142V185L139 184V183H137V184H139V186L136 185L135 184ZM232 180H235V181H232ZM237 180L240 183H238ZM35 182H37L36 183L37 185L36 184L34 185ZM133 182L135 184V189H137V187L141 191H144V189H145V191L143 192L144 194H142V199L140 198L141 194H139L140 197H138V199L140 198L139 201L141 202L139 205H138L139 202L137 201L138 199H136V197L134 196V195H137L136 191L138 189L135 191L134 184L132 186ZM232 182L234 183V187L235 188L233 187V183ZM43 183H44V185H43ZM151 183H154V184L152 185ZM38 184H41V185H38ZM46 184L48 185L47 186L48 190H46L47 189V187H45ZM63 184H64V186H63ZM230 184H231V186H230ZM121 185H123V186H121ZM124 185H130V188H129V186L128 187H126V186L124 187ZM188 186H190V187H188ZM220 186L216 187V192H217V197L218 198H216L217 200L214 199L215 201H217V203H214V209H213L214 213H213V210L211 212L202 210L200 208V206H199V204H200L199 202L200 201L199 200L198 201H193V199H194L193 198V199H191L192 201L189 200V201L185 202L184 203L185 205L182 204V206H175V207L169 208L168 209L169 213L167 212V220L166 221L168 223H170L171 225H173V226L176 225L177 223L182 225L183 221H185L183 226H185L186 228H188L192 232H195L196 229H199V226L203 225L204 221H206V218L207 219L213 218V220H215L216 219L215 218L216 214L217 215H220V214L224 215L225 214V215L233 217L235 220L237 218V220L239 221V219H238L239 217L235 216L233 214V212H232V210L234 211L233 204L230 205V203H232V202L228 199V197H225L223 199V201H222L221 197L218 196V193H219L218 190L225 189V188H223V186H221V188H219ZM140 187H143V188H140ZM232 188H233V191H232ZM43 189H45V190H43ZM125 189L128 190V191H126ZM130 189L132 191L129 192ZM192 189H193V191H192ZM253 189H254L255 194L258 195L257 198L260 197L261 198L260 201L261 202L264 201V196H263L264 195V187L262 185H260V184H254ZM139 190H138V193H139ZM147 190H148V192H147ZM241 190H240V192H241ZM198 191L200 193H198ZM133 192H135L134 195L132 194ZM148 193H150L151 195L148 194ZM153 193L156 194V195H154ZM28 194H31V195H28ZM130 194H132V195H130ZM126 196H127V198H126ZM132 196L135 197L136 200H134V198ZM215 196H216V193H215ZM115 198H117V199H115ZM119 198L123 199V202ZM131 198H133V200L136 201V203L138 202L137 205H136V203L134 201L132 202V201L129 200ZM159 200H161L160 201L161 203L159 202ZM114 201L115 202L117 201V203H120V204H118V206H120L119 208L116 206L117 203L114 204L115 203ZM256 201L257 200L254 201L256 204L253 203V205L260 206L259 204H257L258 201L257 202ZM223 202H224V204H223ZM133 203H134V205H133ZM218 203H219V205H218ZM227 203H228V206H227ZM215 204L218 207H215ZM224 205H225V207H224ZM222 206H223V208H222ZM230 206H232L233 209ZM125 208H126V210H125ZM228 208H229V210L232 209L231 212L229 210H227ZM178 210H180V211H178ZM216 210H217V212H216ZM157 211H158V213H157ZM97 212H98V214H97ZM120 212H121V214H120ZM229 212L232 215H234V216L230 215ZM207 213H209L210 215L209 214L207 215ZM212 213L215 214V215L212 216ZM191 214H192V216H191ZM129 215H130V219L128 218ZM171 215L174 218H172ZM198 215H199V217H198ZM202 215H203V217H202ZM205 215L207 217H205ZM99 216H101V217L99 218ZM116 218L118 220L121 219V218H123V219L118 221ZM197 218H199V219H197ZM154 219L156 221L157 220L158 221L156 223H154L155 222ZM174 220L176 221V223L174 222ZM242 220L244 222H246V223H249V222H247V220L245 218L243 219V217H242V219L239 222H243ZM113 221H115V222H113ZM187 222H188V224H187ZM199 222H200L201 225H199ZM190 224H191V226L193 228L190 226ZM250 224L253 227L256 226V222L255 221H250ZM56 231H58V232H56ZM94 237L96 238V240H95ZM49 239L51 241H49ZM116 239H118V240H116ZM233 239L234 238H231L230 240H228V242H226V244L223 245L221 240H218V238H213L212 239L213 242L217 241L216 244L219 242L218 243L219 250H221V251H219L217 253L214 251L213 253H211L208 256V258H201V261H200L199 257H197V259H196L195 256L188 255L189 256V260L190 259H194V261L193 260L191 261L192 264L193 263L194 264H201L202 261L204 262V259H205V262H206V263L204 262L205 264H212V263L216 264V257L215 256H219V257L221 256L223 259H225L227 264H240V263L241 264H246L245 261L242 259L243 252H242V249L240 250V247H241L240 246L241 245L240 239L237 240L238 238L236 239V237H235L234 240ZM171 242L174 243L175 241L172 240ZM127 244H128V246H127ZM178 244L174 243V244H172V246L173 245L180 246V247H178V246H173V247H178V250L181 251V248H182V246L180 245L181 243H178ZM94 245L97 246V247H95ZM227 247H228V249H227ZM233 248H235V249H233ZM257 248H259V249H257ZM253 250L254 251H259V252L262 251V249L258 245H256V243L253 245ZM230 251L233 254H231ZM224 252H226V253H224ZM181 253H182V251H181ZM183 253L186 254L185 252H183ZM219 253H220V255H219ZM248 253H250V252H248ZM229 255L231 256V258H229ZM212 256H214V257H212ZM80 258H82V259H80ZM209 259H212V260L210 261ZM231 259H232V262H231ZM238 260H239V262H236Z\"/></svg>","mask_w":264,"mask_h":264},{"label":"clouds","instance_id":"obj_3","mask_svg":"<svg viewBox=\"0 0 264 264\" xmlns=\"http://www.w3.org/2000/svg\"><path fill=\"white\" fill-rule=\"evenodd\" d=\"M164 5H166V4H164ZM167 7H168V5H167ZM175 7H179V0H176ZM169 11H171V9H169ZM168 23H171V21L168 17H163V19L160 22V24H168Z\"/></svg>","mask_w":264,"mask_h":264},{"label":"snow or ice","instance_id":"obj_4","mask_svg":"<svg viewBox=\"0 0 264 264\" xmlns=\"http://www.w3.org/2000/svg\"><path fill=\"white\" fill-rule=\"evenodd\" d=\"M162 8H166L167 5H161ZM161 21H158V23H160Z\"/></svg>","mask_w":264,"mask_h":264},{"label":"built area","instance_id":"obj_5","mask_svg":"<svg viewBox=\"0 0 264 264\" xmlns=\"http://www.w3.org/2000/svg\"><path fill=\"white\" fill-rule=\"evenodd\" d=\"M191 4H193V3H191ZM194 4H195V0H194Z\"/></svg>","mask_w":264,"mask_h":264}]
</instances>
